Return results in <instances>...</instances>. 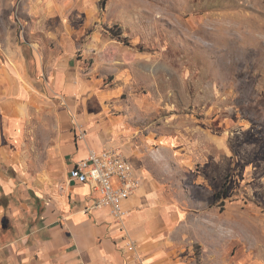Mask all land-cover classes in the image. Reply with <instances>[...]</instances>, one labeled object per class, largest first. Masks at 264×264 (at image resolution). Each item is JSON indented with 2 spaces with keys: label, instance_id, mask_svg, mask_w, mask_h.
<instances>
[{
  "label": "rangeland",
  "instance_id": "obj_1",
  "mask_svg": "<svg viewBox=\"0 0 264 264\" xmlns=\"http://www.w3.org/2000/svg\"><path fill=\"white\" fill-rule=\"evenodd\" d=\"M98 1L76 57L98 82L93 108L146 125L167 149L166 185L199 199L182 263L264 264V0ZM27 141L26 179L53 194L54 128L50 149Z\"/></svg>",
  "mask_w": 264,
  "mask_h": 264
},
{
  "label": "crops",
  "instance_id": "obj_2",
  "mask_svg": "<svg viewBox=\"0 0 264 264\" xmlns=\"http://www.w3.org/2000/svg\"><path fill=\"white\" fill-rule=\"evenodd\" d=\"M99 5L0 0V264H135L110 209L85 211L99 197L94 185L69 177L78 161L111 144L143 177L123 207L144 264H183L191 222L204 213L195 195L177 194L162 179L171 178L172 164L146 125L93 108L98 82L76 55L93 37ZM74 119L86 130L83 140ZM52 127L63 183L49 194L28 183L22 166L28 137L46 135L50 149Z\"/></svg>",
  "mask_w": 264,
  "mask_h": 264
},
{
  "label": "built area",
  "instance_id": "obj_3",
  "mask_svg": "<svg viewBox=\"0 0 264 264\" xmlns=\"http://www.w3.org/2000/svg\"><path fill=\"white\" fill-rule=\"evenodd\" d=\"M75 136L83 140L86 130L74 119ZM71 181L93 184L99 197L93 199L85 211L110 209L112 217L123 232L127 248L132 253L135 264H144L139 246L126 230L127 212L124 202L132 198L143 184V177L121 148L109 145L101 152L91 151L87 158L80 160L70 170Z\"/></svg>",
  "mask_w": 264,
  "mask_h": 264
},
{
  "label": "trees",
  "instance_id": "obj_4",
  "mask_svg": "<svg viewBox=\"0 0 264 264\" xmlns=\"http://www.w3.org/2000/svg\"><path fill=\"white\" fill-rule=\"evenodd\" d=\"M101 5H102V2H101ZM222 195H223V194H221V192L215 194V195H214V200H215V201H218V200L223 199Z\"/></svg>",
  "mask_w": 264,
  "mask_h": 264
}]
</instances>
